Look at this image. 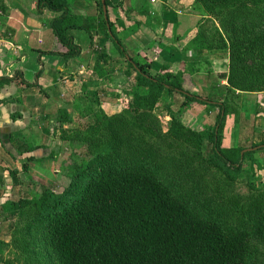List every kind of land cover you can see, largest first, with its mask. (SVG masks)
<instances>
[{"label":"trees","instance_id":"trees-1","mask_svg":"<svg viewBox=\"0 0 264 264\" xmlns=\"http://www.w3.org/2000/svg\"><path fill=\"white\" fill-rule=\"evenodd\" d=\"M38 3L61 12L50 24L67 49L60 53L78 57L81 49L70 30L87 29L85 18L72 13L67 0ZM105 3L108 8L110 0ZM195 5L214 28L204 30V24L191 45L229 52L226 78L234 91H264V0H195ZM98 10L101 29L125 58L126 75L136 73L134 82L116 93L121 107L114 113L88 102L79 104L85 120L76 125L66 108L55 116L66 146L82 143L86 149L79 152L81 162L56 168L61 192L35 180L41 192L14 207L7 202L11 213L27 221L23 264H264V162L253 157L264 142L222 147L226 103L185 89L189 67L176 72L162 66L150 73L149 63L128 55L102 0ZM10 83L37 86L21 71L0 76V87ZM82 89L80 98L87 101L89 90ZM174 94L185 99L181 114L195 102L218 108L214 125L191 128L176 113L163 130L154 108ZM249 148L255 149L243 153ZM246 159L252 173L240 180ZM239 181L252 192H236Z\"/></svg>","mask_w":264,"mask_h":264},{"label":"crops","instance_id":"crops-1","mask_svg":"<svg viewBox=\"0 0 264 264\" xmlns=\"http://www.w3.org/2000/svg\"><path fill=\"white\" fill-rule=\"evenodd\" d=\"M67 1L69 10L84 17L87 27L70 30L81 49L76 58L60 53L67 49L50 26L61 12L39 8L38 0H0V76L12 77L21 71L27 82L37 84L26 89L15 83L0 87V209L10 199L11 189L28 183L14 173L21 170V161L28 162L34 179L41 182L62 166L59 161L67 147L63 141L60 146L54 144L50 127L62 108L70 114L79 109L82 85L92 101L100 97L104 102L100 106L114 113L119 108L116 93L134 82V76L125 73L129 67L125 58L101 29L98 0ZM107 15L128 55L149 63L152 73L162 66L176 72L189 67L194 73L184 72L185 89L200 95L199 90H205L204 96L226 103L222 147L264 142V91H234L226 78L229 52L191 45L208 18L196 9L195 0H110ZM211 81L212 88L207 90ZM203 109L205 123L211 124L217 113L214 117V109ZM9 214L12 224L16 215Z\"/></svg>","mask_w":264,"mask_h":264},{"label":"rangeland","instance_id":"rangeland-1","mask_svg":"<svg viewBox=\"0 0 264 264\" xmlns=\"http://www.w3.org/2000/svg\"><path fill=\"white\" fill-rule=\"evenodd\" d=\"M205 24H207L209 26V28L213 27L212 24L209 23V21H206ZM207 25H205V26H207ZM208 26L206 28H208ZM204 68H207V67L204 65ZM198 70H200V69L197 68L196 71H198ZM150 73H152V72L150 71ZM190 73L192 74L194 72H190ZM135 74L136 73L133 72V76H135ZM152 74H156V72L152 73ZM211 84H213L212 81L207 82V87H206L207 90H211V88H212ZM203 91H205V90H199V92L201 93L202 96L206 95V93ZM42 92H44V90ZM81 92H83V89L81 90ZM86 96H87V101H84L79 97L80 99H78L79 101H77V103L80 105H83V107L88 106V104H89L88 102H90V104L92 103V105H93V103L94 104L96 103L95 105H97L98 102H100L97 106H100L101 103L104 105V102L100 101V97H97L95 99V101H92L91 98L93 96H92V94L90 95L89 91H88V94H86ZM184 100H185L184 97L174 94L173 96H170L168 98V100H166V101H163V100L158 101L157 105L154 108V113L158 117V119L160 120L161 128L163 130L166 131L171 119L176 115V113H180V111H179L180 105ZM169 102H172V103L169 104ZM120 104L121 103L119 101V108L121 107ZM209 105L210 104H208V103H202V104L197 103V102L193 103L192 105H190V106H192V109L184 110V112L181 111V112H183L182 114L180 113L182 120L191 128H203L204 126H206V127L213 126L215 119L214 118L212 119L213 121L211 124H206L205 123V117L203 116V114L205 112V110L203 108L206 106H209ZM119 108L117 110H119ZM209 110H212V109H209ZM71 112H72L71 115L73 117V122H74L73 124L76 125L79 121L83 122L82 119H84V118H81V114H80L79 109L78 110L74 109L73 111L71 110ZM199 112H202V114H201V116L198 115L199 117L196 119L195 116ZM217 112H218V108H214V111H213L214 117H215V114ZM109 113H111V112H109ZM89 120H90V122L93 121V117H90ZM52 124L50 127V132L55 138V141H53V140L52 141L55 142L54 144L56 146L57 145L60 146V143H62L63 140L61 139L62 135H61V129L59 127V123H57L54 120L52 122ZM53 130H54V132H53ZM35 142L36 141H32L31 143L35 144ZM66 147H67V149L64 150V152L62 153V156H61V157H63L62 161H59V162H62V167H66V166L70 165L73 161L81 162L82 156L80 155L79 152H82L84 154V150L86 149L83 146V144L82 143H75V144H73V146H66ZM56 148L58 149V147H56ZM204 154L206 157H209V155H210V147L208 148L206 142L204 145ZM253 157L255 159L261 161V162H264V148L256 150L253 153ZM66 159H67V161L63 162ZM21 162H22L21 163L22 167H21V170H19L18 172L20 174L22 173V175H24L22 177V181L27 180L28 183H23L22 186L17 187V189H14V191L12 189L10 190V196L11 197L7 202H10L9 205L11 207H14V204L16 202H18L20 199H22V198L29 199V198L33 197L34 195H37L39 192H41L43 190V188L41 186H36V188H35L34 185H38V182L35 181L34 176L31 174L32 172H31L30 166L27 164V170H25L23 166L26 163V161L25 162L21 161ZM24 172H25V174H24ZM251 173H252V169H251L250 161L246 159L243 162V171L240 174V180L243 178L245 179ZM49 174H50L49 177L47 179L43 180V183L47 182L51 185V187L53 189H55L58 192H61L64 189V187H63V184L57 180L56 175H55V171L51 172ZM262 174H264V173H262ZM262 176H264V175H262ZM30 186H32V187H30ZM262 186H264V185L262 184ZM234 190L236 192L238 191L242 194L252 192V190H250V187L247 185V183L245 181H239L236 184ZM25 195H27V196H25ZM7 202L0 209V214H3V217L1 218L2 220H0V222L3 221V224H0V239L2 240L1 249H0V264H23V262H24L23 261V258H24L23 253L24 252L20 249L21 242H22L21 241V234L23 232L22 229L26 225L27 221L24 218L21 219V218H19V216L16 215L15 218L13 219L14 223L11 224V222L8 218V216L10 215L9 213H11L10 212L11 210L9 209V205H7ZM12 214H14V213H12Z\"/></svg>","mask_w":264,"mask_h":264},{"label":"water","instance_id":"water-1","mask_svg":"<svg viewBox=\"0 0 264 264\" xmlns=\"http://www.w3.org/2000/svg\"><path fill=\"white\" fill-rule=\"evenodd\" d=\"M102 3H103V10H104V15L105 17L107 16V6H106V3H105V0H102ZM251 149H255V148H249V149H246L243 151V153L247 150H251Z\"/></svg>","mask_w":264,"mask_h":264},{"label":"built area","instance_id":"built-area-1","mask_svg":"<svg viewBox=\"0 0 264 264\" xmlns=\"http://www.w3.org/2000/svg\"><path fill=\"white\" fill-rule=\"evenodd\" d=\"M152 1H155V0H152Z\"/></svg>","mask_w":264,"mask_h":264}]
</instances>
